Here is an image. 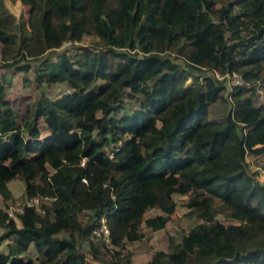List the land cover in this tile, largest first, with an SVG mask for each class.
I'll use <instances>...</instances> for the list:
<instances>
[{"label":"trees","instance_id":"obj_1","mask_svg":"<svg viewBox=\"0 0 264 264\" xmlns=\"http://www.w3.org/2000/svg\"><path fill=\"white\" fill-rule=\"evenodd\" d=\"M21 1L30 35L14 50L0 10V69L27 72L38 59L34 82L66 91L40 94L20 123L0 80V195L10 197L18 178L25 199L53 198L43 214L0 207V245L10 240L0 264H91L81 241L100 264H129L120 249L145 237L142 222L166 225L175 193L188 194L199 222L145 264H264V182L247 162L264 154V101L247 87L264 80V0ZM84 35L105 43L44 56ZM215 72L243 80L220 120L208 117L226 87ZM124 92L141 96L131 112ZM217 199L227 223L216 218ZM150 208L163 214L143 219ZM103 223L105 238L94 232ZM32 245L40 263L25 255Z\"/></svg>","mask_w":264,"mask_h":264},{"label":"rangeland","instance_id":"obj_2","mask_svg":"<svg viewBox=\"0 0 264 264\" xmlns=\"http://www.w3.org/2000/svg\"><path fill=\"white\" fill-rule=\"evenodd\" d=\"M219 4H225L229 0H215ZM0 10L9 18L10 24L8 26V31L15 40L14 47H18L19 39L23 37H29V28L27 26V17H28V6H26L21 0H0ZM182 40H179L177 43L171 45L170 51L174 52L175 48L181 44ZM105 43L101 38L95 37L93 35H84L82 40L78 43L65 42L59 49H52L46 52L44 55L48 59H55V56L58 50L64 49L69 56H73L75 52V47L80 44H88L94 47H100ZM29 41L23 43L21 47L27 48ZM19 57L21 62L27 61L23 56ZM30 63L32 65L31 69L27 72L18 71L14 67L7 69H0V80L4 75V98L11 106L15 109L17 118L20 120V123L28 115L29 105L40 95L45 94L48 97H54L64 91H66V86L62 83H56L52 85L41 84L38 85L33 80V67L38 64V59H31ZM197 78L196 81L204 82V71H196ZM191 78L188 79L187 83H195ZM247 87L251 88L253 92V98L255 104H260L264 101V80L257 81L252 84H248ZM232 87L227 86L220 92L219 97L210 104L208 117L211 120H220L222 119L228 109L231 106V101L229 98V91ZM124 92L121 97L124 102V112H131L138 104L141 96L137 94L133 99H129ZM40 125H44V122L40 121ZM43 127L41 134L44 135L46 130ZM248 170L254 172L259 176L264 175V154L258 156L249 155L247 157ZM11 195L10 197L3 199L0 195V207L5 211H12L13 209L22 205L25 201L24 194V182L18 178L12 179L7 184ZM175 200V210L170 215L169 220L166 225L157 230H152L145 225L144 222L141 224V229L145 234V237L142 240H136L130 243H127L125 248L120 249L123 256L128 257L129 264H145L150 261L157 250L166 251L168 248L169 240L179 241L181 236L186 233L193 225L199 222V218L191 213L189 209L185 206V202L188 199V194H173ZM48 203V200H45ZM215 205L219 211H217L216 218L220 221L227 223L230 220L224 216L223 212L220 211V202L217 199ZM157 214H163V212L158 208H150L146 211L143 216V219L149 216H155ZM17 224L19 223L18 218H16ZM3 229L0 228V233ZM102 238H105L101 234ZM100 236V237H101ZM10 240L4 239L0 245V252L7 251V243ZM81 247L80 251L84 252L87 256V259L91 264H100L97 261H94L91 258L89 253V247L85 241L80 242ZM27 257L35 259L37 262H41L42 255H40L34 246L32 245L28 252L25 254Z\"/></svg>","mask_w":264,"mask_h":264},{"label":"built area","instance_id":"obj_3","mask_svg":"<svg viewBox=\"0 0 264 264\" xmlns=\"http://www.w3.org/2000/svg\"><path fill=\"white\" fill-rule=\"evenodd\" d=\"M215 77H217L220 80H224L225 86L227 85L228 87L229 86L234 87L243 84V80L240 74L237 72L225 73V74H220L215 72ZM52 199L53 198L50 197L34 196L29 199H25L23 204L33 207L36 212L43 214L45 211L43 205H49ZM45 200H48V203L45 202ZM23 204L19 205V207L13 209L12 211H8V215L14 216L17 211H21ZM94 232L96 236H101L102 234L103 236L107 237L108 235V229L104 223L99 228L94 230Z\"/></svg>","mask_w":264,"mask_h":264},{"label":"crops","instance_id":"obj_4","mask_svg":"<svg viewBox=\"0 0 264 264\" xmlns=\"http://www.w3.org/2000/svg\"><path fill=\"white\" fill-rule=\"evenodd\" d=\"M256 177H257L259 180H261L262 182H264V175L259 176L258 174H256ZM6 240H8V239H6Z\"/></svg>","mask_w":264,"mask_h":264}]
</instances>
